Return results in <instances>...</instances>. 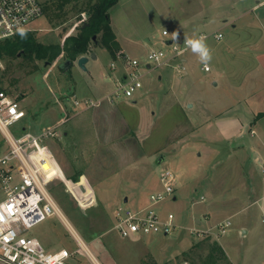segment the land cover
Segmentation results:
<instances>
[{"label":"rangeland","instance_id":"obj_1","mask_svg":"<svg viewBox=\"0 0 264 264\" xmlns=\"http://www.w3.org/2000/svg\"><path fill=\"white\" fill-rule=\"evenodd\" d=\"M39 1L44 8L43 15L30 23L28 29L39 42L62 43L67 35L76 33V25L86 19L84 12H78L84 6L83 0ZM234 1L118 0L111 7L112 29L119 41L129 48L131 57L143 59L148 50L147 42L152 49L161 48L169 54L165 38L180 42L216 30L223 35L219 40L212 36L204 39L211 55L207 61L210 71L200 69L199 55L189 48L182 78H177L178 72L172 66L157 68L150 73L152 80L148 75L143 77L145 93L133 105L121 97H113L112 101L105 98L114 89L115 77L109 70L111 57L103 47L91 44L96 57L90 58L86 69L72 62L69 72L59 66L65 61L61 57L50 63L21 55L13 59L0 58L1 87L17 95L26 112L10 130L15 136L24 132L38 135L47 129L54 131L41 142L46 147L36 152L40 156L38 162L47 177H57L47 184L53 199L69 225L102 264H177L181 260L193 263L198 257H189V250L195 243L199 245L195 247L196 252L205 257L206 241L217 242L218 235L198 238L196 232H192L204 228V224L197 225V217L192 216L206 208L207 199H197L203 193L201 184L205 185L208 177L225 175L227 180L238 175L231 166L224 165L231 163L234 156L226 152L207 153L201 138L188 143H184V139L188 137V123L195 125L194 119H200L204 113L200 100L213 98L219 103L229 98L232 101L245 94L253 78L264 76V0ZM163 29H167L168 36L161 34ZM100 108L105 113L99 111ZM124 119L136 120L141 136L154 135L152 142L160 140L159 135H164L162 130H167L160 149L148 157L145 166L142 160L134 163L140 154L136 129L129 128ZM243 136L249 140L248 132ZM252 147L248 141L247 154ZM160 155L164 160L158 163ZM252 162L259 171L261 163L251 159V155L241 164L250 168ZM166 168L175 174L179 190L175 201L167 199L160 207L164 213L175 215L177 227L168 234L118 236L112 230L115 206L124 203L134 207L130 192L145 188L139 181L148 175L156 177ZM184 177L188 184L185 190ZM85 180L92 191L88 187L84 195H79L74 186ZM116 187L119 191L114 195L111 191ZM195 188H198L196 192ZM138 195L137 191V200ZM124 196L128 197L126 202ZM261 204L264 208V201ZM254 209L255 206L247 205L246 201H234L218 209L220 215L231 214L232 225L220 235V241L234 264H264V233L252 232L239 241L232 236L239 221ZM27 234L37 238L49 252L62 247L76 249L68 228L56 216L39 222ZM192 240L194 243L189 246ZM76 258L83 263L81 256ZM0 264L6 263L0 261ZM218 264L232 263L225 256Z\"/></svg>","mask_w":264,"mask_h":264},{"label":"built area","instance_id":"obj_2","mask_svg":"<svg viewBox=\"0 0 264 264\" xmlns=\"http://www.w3.org/2000/svg\"><path fill=\"white\" fill-rule=\"evenodd\" d=\"M43 5L39 0H0V41L12 38L17 33L27 31L30 23L41 17ZM29 31V30H28ZM168 36L167 29L161 31ZM211 34V33H210ZM200 33L198 38L212 36L215 40L222 38L221 32L211 35ZM170 40V43H167ZM185 38L180 42L165 38L169 46L168 54L163 49L150 48L143 59L118 53L111 68L123 67L121 77L116 79L112 97L133 98L143 87L142 76L147 67H175L184 71L187 65V52L191 48ZM2 67L0 60V68ZM209 71L206 62L200 65ZM26 115L21 101L7 88H0V261L6 264H102L90 251L82 237L69 225L59 206L53 199L47 184L57 177H47L39 164L40 156L36 153L44 149L41 144L51 129L35 135L24 132L15 136L10 127ZM264 171V166L262 167ZM162 185L160 191L149 194L146 205L131 207L118 204L113 210L112 230L121 238H129L152 233H171L177 222L172 212L162 213L160 204L173 199L175 177L170 169L159 173ZM56 216L68 228L76 243V249L60 248L54 252L46 251L39 240L29 236L28 231L39 222ZM231 222L225 220L207 230H192L198 236L223 234ZM214 229V230H213ZM77 256L83 258L77 260ZM177 264H193L181 260Z\"/></svg>","mask_w":264,"mask_h":264},{"label":"crops","instance_id":"obj_3","mask_svg":"<svg viewBox=\"0 0 264 264\" xmlns=\"http://www.w3.org/2000/svg\"><path fill=\"white\" fill-rule=\"evenodd\" d=\"M237 1L238 0L234 2ZM241 1L245 2L244 0ZM256 1L258 2V0ZM228 21L229 20H226V22ZM202 22L205 21L202 20ZM215 32H220V31L216 30ZM115 36L120 44V49H121L120 53L130 55L129 48L125 47L119 41L117 34H115ZM147 47L148 50L152 48L150 47L148 42H147ZM59 57H61V55ZM59 57L57 58L59 59ZM89 60L90 58L85 63V66L88 64ZM113 60L115 59L111 57V62ZM74 61H76V59L73 60L72 62ZM110 64H109L110 74L112 75V77H115L114 80L116 81V79L121 77L124 69L121 66L111 68ZM157 68H161V67H157ZM157 68L147 67L143 73L142 82H143V77H145L146 75H148V77L152 80V76L150 75V73L154 70H157ZM187 68L189 69V67ZM185 69L186 67H184V70ZM67 71H69V69ZM188 71L190 72V70H187L186 72L188 73ZM177 72H178L176 74L177 78H182L184 71L182 70L180 72L179 71ZM157 74H158L157 77H160V74L159 73ZM260 76L261 79L258 78L259 79L258 80L256 78H253L250 81V83L247 85L248 89L246 90L243 96H237V98L232 101L229 98L225 99V101H219V103H217L216 99L213 98L200 100L199 102L202 104L203 107L202 111H204V113L199 116L200 119H194L198 122V123L196 122L195 125L191 122H189L190 125L188 123L187 125V127L189 126L188 127L189 132L187 134L188 137L184 139V143H188L192 140L201 138L203 144L207 146L206 148L207 153L214 152L215 154L221 155L220 153L226 152L229 153V156H234V159H232L231 163L228 162L225 163L224 165L231 166L233 169H235V173H238V175L233 179L230 176L227 180L224 178L225 175L220 178L215 177L214 175L208 177L207 178L208 180L205 182V185L201 184L202 186L201 191H203V193H200L197 199L199 201H205L207 199L206 208L204 210H201V212L198 213L196 212L192 216V218L197 217L195 221L197 225H200L201 223L204 224V228H201L200 230H207L225 220H229L231 222L230 219L231 214H229V212H226L227 215L226 213L224 214L226 216L220 215V213H218L219 211L218 209H220L221 206L227 207L231 203L233 204L234 201H246L247 205H254L255 209L247 213V215H245L244 218L241 221H239V225L237 229H235L234 232L232 233L233 240L235 241L246 239L247 236L252 232L255 235L258 234L262 235L264 233V208H263V204L260 205V203L264 201V171L262 169V167L264 166V76L263 75ZM212 83L214 84L216 82L212 81ZM145 87L146 86L143 82V87L140 90H138V92L134 95L133 98H124L127 104L130 105L136 104L137 98L143 96V94L145 93L144 90H142ZM111 93L105 96V98L108 101L109 100L112 101L113 97L111 96ZM72 94L75 96V92H73ZM98 110L103 111L105 113V111L102 110L101 108ZM260 113H262V115L258 116ZM229 114L230 116H227ZM187 119L192 120L189 117H186V120ZM124 122L129 126V128L136 129L135 136L136 139L138 140V146H139L138 148L140 150V154L137 156L138 158L134 160V163L137 160H142V163L145 166L147 164L146 160H148V157H150L151 155H153V153H156L160 149V146L164 142L165 139L164 135L166 134L167 130H162V133L164 135H159L162 136L160 140H157L156 142H152L151 138L154 135H150L149 137L141 136L139 132L140 128L136 120L128 121L124 119ZM155 128L156 127H152V129ZM247 132L249 133V140H245V137L243 136V134ZM248 141L253 145V147L248 151L249 153L247 154L245 149H247L246 147L248 145ZM248 155H251V159L257 160L261 163V165L258 167L259 171H256V166L253 164L254 162L251 163L250 168L248 166H244L241 164L243 162V159ZM60 164L63 167L64 162L62 161V159L60 161ZM133 166H135V164ZM138 167L142 168L141 165H139ZM229 175L230 174L228 172V176ZM174 177H175V181H174L175 190L172 201L176 200L177 198L176 193L179 190V188L177 187L178 181L176 179L175 174ZM85 182L87 183V186L91 189L89 183L86 180ZM109 182L112 184V181L108 180V183ZM115 182H116L115 185L117 186V181ZM140 184L144 185L145 188L137 189L139 193L138 200L135 196V193L137 191L135 190L130 192L134 207L146 205L148 201V197H147L148 194L152 192L160 191L162 189V185L159 181V174L156 177H153V175H148L147 177L144 176L139 181V185ZM187 186L188 184L186 182V177H184V190L185 187ZM117 187L113 191H111L114 195L116 194L117 191H119ZM197 189L198 188H195L194 192H196ZM127 200L128 197L124 196V201L126 202ZM228 202L230 203L229 205L227 204ZM159 210H161L162 213H164V209H162L161 207H159ZM231 225L232 222L230 226ZM230 226L228 228H230ZM214 235L216 237V234ZM220 235L216 237L217 242L222 247L225 256L230 260L232 264H234L232 259L227 254L223 242L220 241L221 238ZM199 237L201 236H198V238ZM193 243L194 241L192 240L189 246H191Z\"/></svg>","mask_w":264,"mask_h":264},{"label":"trees","instance_id":"obj_4","mask_svg":"<svg viewBox=\"0 0 264 264\" xmlns=\"http://www.w3.org/2000/svg\"><path fill=\"white\" fill-rule=\"evenodd\" d=\"M117 1L83 0L84 6L79 8L78 12H84L86 19L76 25V33L67 35L62 43L39 42L31 31H22L12 38L0 41V58L13 59L21 55L29 59L43 60L50 63L61 55L63 60L73 61L81 55L91 53L92 44L93 46L105 48L110 56L115 59L120 52V44L111 26L109 10ZM261 115L262 113L258 116ZM74 179L76 180V178ZM205 246L207 247L205 257L196 252V248L199 247L198 243H195L192 249L189 250V257L192 255L198 257V261L193 262V264H218L221 259L225 258V253L218 242L206 241ZM152 264L159 263L152 262Z\"/></svg>","mask_w":264,"mask_h":264},{"label":"water","instance_id":"obj_5","mask_svg":"<svg viewBox=\"0 0 264 264\" xmlns=\"http://www.w3.org/2000/svg\"><path fill=\"white\" fill-rule=\"evenodd\" d=\"M95 39V37H93ZM171 41L170 40H167V43H170ZM96 55L94 52H91L89 53L88 55L87 54H84V55H81L79 56L77 59H76V62L77 64L82 68V69H86V66H85V63L88 61L89 58H94ZM72 64V60H65L63 61L62 63H60V67L66 71L70 68V65ZM215 84V83H214ZM162 160H164V157L162 155H160L158 158H157V162L160 163ZM87 183L86 182H83V183H80V184H77L74 186V191L79 194V195H84L87 191Z\"/></svg>","mask_w":264,"mask_h":264},{"label":"clouds","instance_id":"obj_6","mask_svg":"<svg viewBox=\"0 0 264 264\" xmlns=\"http://www.w3.org/2000/svg\"><path fill=\"white\" fill-rule=\"evenodd\" d=\"M187 43L191 49L199 55L202 62H207L211 59L210 50L204 43L203 38L189 39Z\"/></svg>","mask_w":264,"mask_h":264}]
</instances>
